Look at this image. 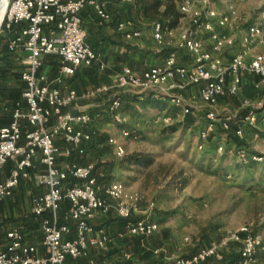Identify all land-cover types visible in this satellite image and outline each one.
Returning a JSON list of instances; mask_svg holds the SVG:
<instances>
[{"label": "built area", "instance_id": "obj_1", "mask_svg": "<svg viewBox=\"0 0 264 264\" xmlns=\"http://www.w3.org/2000/svg\"><path fill=\"white\" fill-rule=\"evenodd\" d=\"M87 6H92L104 22L111 21L107 0H10L8 3L1 31L10 33V52L21 48L25 52L20 74L26 86L24 102H16L11 107V121L0 128V206L13 195L22 179L34 178L37 184L45 186L46 190L33 198L32 213L41 217L44 244L49 248V254H36L22 228L15 227L7 234L6 246H0V264H71L69 258H85L89 264H96L93 248L107 249L117 238L126 236L149 238L160 228L154 219L156 202L148 199L144 192L134 190L120 180L101 184L94 173V163H72L67 168L58 165L60 156L85 154L95 134L94 117L89 111L65 110L78 99V91L71 88L64 94L62 90L66 75H74L95 62L105 68L99 53L87 41L88 33L82 25V12ZM180 11L182 19H189L188 25L165 28L161 21H154L153 36L159 44L166 41V33L175 37L176 48L186 50L191 63L179 64L174 51L163 65L150 67L142 74L135 73L130 67L124 68L117 79L118 90L105 111L113 123L121 126V137H141L138 128L127 127L129 119L123 111L124 91L133 93L140 101L145 100L147 92H152L178 108L183 116H198L202 108L194 106L184 94L194 87L198 88L199 97L205 104L199 149L205 148L218 127L229 134L235 124V135L240 139H245L248 129L253 130L254 139L264 136V52L254 51L258 42H264V20L247 26L240 35L239 48L228 57L229 48L236 39L229 32L236 19H241L236 7L220 10L214 0H181ZM117 30L127 39L142 34L129 19L119 21ZM202 33L209 34L210 49L204 47ZM48 55L60 59L59 74L54 77L42 70ZM246 74L253 77L252 84L259 89L255 98L242 93ZM109 89L108 85H103L92 93ZM229 96L240 99L244 115L234 114L224 106L223 100ZM173 122L170 114H161L152 120L153 125ZM59 138L65 142V147L57 142ZM108 143L116 156L126 154L125 144L119 137L110 136ZM236 148L238 161L242 164L264 160V155L251 151L246 144ZM224 150L223 144L218 145L219 153ZM38 156L45 169L33 174ZM10 161L14 166L5 175V167ZM66 198L71 207L67 221L60 223L61 205ZM111 210L125 219L124 230L115 236L105 229L95 233L92 220L98 213L106 216ZM232 243L240 245V256L233 264H248L264 246V239L261 233H254L252 224L246 223L197 253L178 258L175 264H200L211 257L222 259L224 250ZM123 255L125 259L132 256L129 251Z\"/></svg>", "mask_w": 264, "mask_h": 264}, {"label": "rangeland", "instance_id": "obj_2", "mask_svg": "<svg viewBox=\"0 0 264 264\" xmlns=\"http://www.w3.org/2000/svg\"><path fill=\"white\" fill-rule=\"evenodd\" d=\"M214 1L220 10L229 6L236 7L240 18H243L236 19L229 32L236 39L242 28L264 20V0ZM124 9H127L126 17L133 20L134 26L146 32L157 19L142 16L135 2ZM2 23L0 73H7L9 78H0V111L2 107L8 106L6 110L9 112L13 103L22 100V96L15 98L12 90L21 85L16 73L24 65L11 63L13 58H8V53H5L9 34L1 31ZM258 45V49L264 50V42ZM225 105L234 114L242 116L245 113L238 97L227 98ZM194 106L202 108L198 116H203V104L196 103ZM123 108L130 117L127 127L138 128L141 137L122 138L121 126L113 123L110 118H103L100 137L104 143L103 151H107L108 157L104 159L106 163L100 159V167L105 164L113 171L105 181H123L156 202L154 219L160 228L152 238L158 244L172 243L177 255L183 256L182 252L195 248L199 240L207 244L220 241L246 223L252 224L254 233H261L264 239V160L240 163L236 147L242 143L238 144L219 127L205 148L199 149L203 120L198 119L193 123L167 100H154L149 95L144 101L126 97L123 98ZM161 114L172 115L174 122L170 125H153L152 120ZM108 131L124 142L126 154L123 157L116 156L107 142ZM248 133L246 131L245 136L248 148L264 155V136L254 139ZM220 144L224 145L223 153L217 151ZM98 154L96 148L88 147V158H97ZM11 164L12 161L6 166ZM164 231L171 232V239H162ZM232 248H239V244H232ZM248 264H264V246L258 250L255 260Z\"/></svg>", "mask_w": 264, "mask_h": 264}, {"label": "crops", "instance_id": "obj_3", "mask_svg": "<svg viewBox=\"0 0 264 264\" xmlns=\"http://www.w3.org/2000/svg\"><path fill=\"white\" fill-rule=\"evenodd\" d=\"M108 10L112 14L111 21H103L96 13L92 6H87L82 12V25L87 30V41L95 48L99 53L101 61L105 63V68H101L99 62H95L92 66L84 67L80 69L75 75H66L64 77V83L62 85L63 93L66 94L69 89L74 88L78 91V99L66 107L65 110H87L93 117V129L95 131L93 140L89 143V147L96 148L98 151V157L88 158L87 155L79 156L77 161L80 165L94 163L97 166V174L101 177V184L107 185L111 181H105L110 174L113 173L108 169V165H101L106 163L105 158L108 157L107 151H103L104 143L100 137L101 128L103 126V118H109L105 113L108 106L109 100L118 90L116 87L117 79L120 73L126 67L132 68L137 74H142L145 70L153 66L163 65L166 58L171 52H176L179 64L191 63V57L188 55L186 50H178L176 48V38H172L169 34H165L164 44H159L153 36V23L149 29V33L146 30L136 27L142 31L140 37L134 39H127L121 32L117 30V24L119 21L124 19L132 20L126 17L127 9H124L127 5H132L134 2H126L124 0H107ZM243 19V18H241ZM240 19V20H241ZM133 21V20H132ZM254 23V22H253ZM189 19L183 18L180 25H188ZM251 24V23H250ZM249 25V24H248ZM247 25V26H248ZM244 27L240 30L239 37L235 39V44L229 48L227 56L231 57L232 54L239 48V39L241 33L247 28ZM204 39V47L206 49L211 48V41L208 33H202ZM9 39V38H8ZM260 43V42H258ZM258 43L254 46L255 52H264L262 49H258ZM8 44V42H7ZM6 45V52L8 58H13V64H22L21 58L25 57L23 49H19L17 52H10ZM2 48V44H1ZM18 61H20L18 63ZM43 71H46L50 76L54 77L59 74L60 70V59L55 55H48L44 59ZM253 77L246 74L245 84H252ZM108 85L110 87L107 91H101L92 93L97 90L98 87ZM185 96L194 105L196 103H202L203 108L205 104L199 97V90L197 87L191 88L184 92ZM149 95L154 100H162L163 98L153 95L152 92L145 94V99ZM135 97L133 93L129 91L123 92V98ZM229 98V97H227ZM225 98L223 101H225ZM137 99V98H136ZM165 100V99H163ZM19 102V101H18ZM21 102H24L22 98ZM8 106L5 107V110ZM123 111L128 116L127 111L123 108ZM11 112V109H10ZM193 123H196L198 119L203 120L204 124V113L203 116L188 115ZM129 122L130 117L128 116ZM139 124V123H138ZM135 124V126H139ZM136 126V127H137ZM249 131V137H253V131ZM106 136V134H104ZM108 138L112 136L111 132L108 131ZM104 136V137H105ZM231 136V135H230ZM103 137V136H102ZM106 138V137H105ZM246 140V138H245ZM58 143L65 147V142L59 138ZM108 142V140H107ZM87 158V159H86ZM69 159L65 156H60L58 165L63 168L69 166ZM35 168L32 169L33 174L38 173L45 169V166L41 160V156H38L35 161ZM14 163L10 166L5 167V175L9 174ZM1 179V178H0ZM113 181V180H112ZM46 190L45 186L37 184L34 178L22 179L20 185L16 187L11 197L7 198L0 206V246H6L8 243V232L15 228L21 227L25 239L28 243L34 246V252L39 255L47 256L49 254V248L44 244V234L41 225V217H36L32 213L33 198L37 194H40ZM66 201L62 203L60 216L63 222L67 221L66 215L69 209L66 207ZM145 206V204H144ZM70 223L74 224L73 221ZM94 232L97 233L100 229H105L112 235H117L119 232L124 230V220L118 217L115 210H111L110 214L102 216L100 213L92 220ZM162 239H171V232H162ZM144 238L141 236H126L123 239L117 238L107 249L100 250L97 248L92 249V256L96 260V264H175L176 260L180 257H188L197 253L201 248L211 245L204 241L199 240L197 246L191 250L183 251L181 255H177L174 244L165 242L159 243L155 238ZM190 237V236H187ZM162 246H161V245ZM238 244V243H232ZM167 245L168 247H166ZM239 248H230L224 250V256L222 259L211 257L201 262L200 264H228L233 256L239 254ZM131 252L132 256L130 259L124 258V252ZM71 264H89L85 258L81 259H68Z\"/></svg>", "mask_w": 264, "mask_h": 264}, {"label": "trees", "instance_id": "obj_4", "mask_svg": "<svg viewBox=\"0 0 264 264\" xmlns=\"http://www.w3.org/2000/svg\"><path fill=\"white\" fill-rule=\"evenodd\" d=\"M134 2L140 8V12H141L142 16H145L147 18H152V19L157 18L155 21H161L165 28H176L180 24L181 19L183 17V13L180 11L181 0H134ZM8 34L10 37V33H8ZM7 48H8V46H7ZM8 51H9V48H8ZM16 75H17V78L19 79V81L21 82V85L18 86L16 88V90L14 89L12 91H13V94L16 96L15 98L19 99V98H21V96L23 98V92H24L26 85H25V82L21 79L20 72L16 73ZM0 78L4 79V78H9V77H8L7 73H0ZM242 93H243V95H245L247 97L255 98L259 94V89L255 88L253 84L248 83L243 87ZM229 97H236V96H229ZM15 103H13V104H15ZM11 119H12V112H10V111L8 112L7 110H5V108L2 107L1 111H0V128L3 125L9 123L11 121ZM233 128H234V130H233ZM235 129H236V126H235V124H233L229 134L238 142V144H241V143L247 144L245 139H240L235 135ZM88 147H89V145H88ZM86 153H87V151H86ZM86 153L83 155H80L78 153L72 154L70 157H68V159L70 161L69 165L74 163L75 161H77L78 160L77 158L79 156H85ZM97 166H99V164H97ZM97 166H95L94 173L98 177V181L101 183V177H99V175L97 174V168H96ZM65 201L67 203L66 207L68 209H70V207H71L70 200L66 198L63 202H65ZM118 217H120V216L118 215ZM120 218H122V217H120ZM122 219L124 220V225H125V219L124 218H122ZM60 223H64V222L62 220H60ZM239 256H240V253L233 256V258L228 262V264H233L239 258Z\"/></svg>", "mask_w": 264, "mask_h": 264}, {"label": "bare ground", "instance_id": "obj_5", "mask_svg": "<svg viewBox=\"0 0 264 264\" xmlns=\"http://www.w3.org/2000/svg\"><path fill=\"white\" fill-rule=\"evenodd\" d=\"M10 0H0V25L3 21L4 14L6 13V7L8 6Z\"/></svg>", "mask_w": 264, "mask_h": 264}]
</instances>
